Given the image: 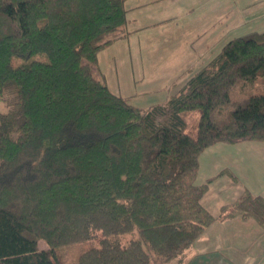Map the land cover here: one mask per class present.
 <instances>
[{
  "label": "trees",
  "instance_id": "16d2710c",
  "mask_svg": "<svg viewBox=\"0 0 264 264\" xmlns=\"http://www.w3.org/2000/svg\"><path fill=\"white\" fill-rule=\"evenodd\" d=\"M125 1L0 0V264H69L56 247L91 239L73 264H182L216 220L264 228L262 195L246 188L214 216L202 203L212 178L197 183L209 146L264 140V31L141 108L98 62L130 34Z\"/></svg>",
  "mask_w": 264,
  "mask_h": 264
},
{
  "label": "crops",
  "instance_id": "0c3cea01",
  "mask_svg": "<svg viewBox=\"0 0 264 264\" xmlns=\"http://www.w3.org/2000/svg\"><path fill=\"white\" fill-rule=\"evenodd\" d=\"M125 6L130 34L102 49L98 62L110 90L141 108L164 103L188 80L187 70L201 69L230 39L264 31V0H126ZM199 161L197 183L212 178L202 203L214 216L246 188L264 197V141L218 142ZM193 258V264H264V228L253 217L216 220L186 256Z\"/></svg>",
  "mask_w": 264,
  "mask_h": 264
},
{
  "label": "rangeland",
  "instance_id": "374dc122",
  "mask_svg": "<svg viewBox=\"0 0 264 264\" xmlns=\"http://www.w3.org/2000/svg\"><path fill=\"white\" fill-rule=\"evenodd\" d=\"M203 19V18H202ZM108 47V46H107ZM187 74L190 76L192 75L191 71L187 70ZM262 83L260 79H257V81L254 83V85L252 86V88H255V90H257L258 88H261ZM241 95V94H240ZM5 106L3 101L0 100V110H4ZM185 114V120H186V130L187 132H191L194 133L196 132V125H197V121L199 118V114L196 112H186ZM166 116H164L165 118ZM163 118V116H162ZM256 140V139H253ZM260 141H264V140H260ZM242 142V141H240ZM226 143V142H225ZM229 176L231 177V171L227 170ZM235 182H238V177L237 180L234 179L233 177H231ZM245 190V189H244ZM244 192V191H243ZM99 245V241L98 239H91V240H87V241H82V242H78V243H70V244H64V245H60L58 247H56L55 252H56V257L61 260L62 262L65 263H69V264H73L78 255L80 254V252L87 250L93 246H98ZM39 247L42 249H46L48 251L51 250L50 245L47 243L46 240L44 239H39ZM213 259V257H211ZM212 259H210L209 261H211ZM193 259H184V261L182 262V264H193ZM214 260V259H213ZM208 262V261H207ZM206 261H199L196 260L194 262V264H208ZM165 264V263H164ZM166 264H177V262L172 261L170 263H166Z\"/></svg>",
  "mask_w": 264,
  "mask_h": 264
}]
</instances>
